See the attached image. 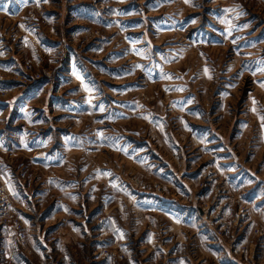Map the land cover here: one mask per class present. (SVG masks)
<instances>
[{
    "label": "rangeland",
    "instance_id": "374dc122",
    "mask_svg": "<svg viewBox=\"0 0 264 264\" xmlns=\"http://www.w3.org/2000/svg\"><path fill=\"white\" fill-rule=\"evenodd\" d=\"M5 6L0 264H264V0Z\"/></svg>",
    "mask_w": 264,
    "mask_h": 264
},
{
    "label": "crops",
    "instance_id": "0c3cea01",
    "mask_svg": "<svg viewBox=\"0 0 264 264\" xmlns=\"http://www.w3.org/2000/svg\"><path fill=\"white\" fill-rule=\"evenodd\" d=\"M6 7V6H5ZM7 8V7H6ZM0 14L3 16V17H6V18H13L14 15L12 13L9 12L8 8L5 10V9H0ZM27 33V32H26ZM19 38H22V43L24 46H26V42H24V39L23 38H28L29 36L26 35V34H21L18 36ZM6 49V46L3 44V36H2V31L0 30V61H2L0 63L1 65V70H4V71H8V69H12V70H16L17 67L15 66V62H17V60H15L14 56H13V53H12V56L11 54L9 55V49H8V52L5 50ZM5 60V61H4ZM14 97L11 98V99H5L3 102L0 101V105H3L2 107L5 106V108L7 107L9 109V106L10 104L14 101ZM2 179H3V182L6 183V187L9 191V193L12 195L11 199L13 201L14 204H17V206L21 207V213H19V216L21 217L22 219V222L25 226L29 227V225L27 224L26 221L29 220V224H31V221H30V218L27 217V216H30V214L32 215L35 211L34 209V205H35V202L37 201V198L34 195V193H30L29 192V189L30 187H26L25 185H22L21 183V192H22V197H18L16 196L15 194V188H14V182H11V178H9L8 175H5V177L1 176ZM73 178H71L72 180ZM74 180V179H73ZM48 183L50 184H54L52 183L51 181H48ZM52 189H54V187H52ZM46 190V189H45ZM45 190L44 192L40 191L39 193H37V197L40 198L39 196L43 197L45 196ZM21 192H16V193H21ZM60 194H62L61 198H60V201H62V199H67L68 201L70 200L71 202L74 201V183L72 181H67L65 183L62 184V188L60 189ZM43 193V194H41ZM16 196V197H15ZM33 196V197H32ZM64 202V201H63ZM66 204V202H64ZM68 206V205H67ZM68 212H71L72 214H74V211L72 209H69L68 207H65L63 206V203H62V206L60 207V210L58 212H51L50 209L49 211H45L44 216H51V215H58V214H68ZM69 225H70V231L74 234V225L71 221H69ZM10 230L9 231H4V240H3V247H2V250L4 249V255L8 256L7 258L10 257L11 261H15V247L17 246V237H16V234L15 232L9 228ZM57 245L61 246L62 244L60 242L57 243ZM6 249V250H5ZM48 247H46L44 249V251H41V252H38L37 250L35 249H32V245L30 246V251L31 252H34L36 255L38 253L39 256L43 257L44 254L48 251ZM26 256V255H25ZM24 256V260H22L21 262H18V264H29L28 263V258H26Z\"/></svg>",
    "mask_w": 264,
    "mask_h": 264
},
{
    "label": "built area",
    "instance_id": "2783aa9c",
    "mask_svg": "<svg viewBox=\"0 0 264 264\" xmlns=\"http://www.w3.org/2000/svg\"><path fill=\"white\" fill-rule=\"evenodd\" d=\"M6 202H7V201H6ZM7 203H8V202H7ZM8 204H9V203H8ZM2 205H4V203H2ZM16 232H17V231H16ZM16 232H15V233H16ZM16 236L18 237V240H21V241H22V240L24 239V234H23V233H20V234H17V233H16Z\"/></svg>",
    "mask_w": 264,
    "mask_h": 264
},
{
    "label": "snow or ice",
    "instance_id": "6c2138e0",
    "mask_svg": "<svg viewBox=\"0 0 264 264\" xmlns=\"http://www.w3.org/2000/svg\"><path fill=\"white\" fill-rule=\"evenodd\" d=\"M37 2H39V0H37ZM45 2H46V0H45ZM185 2L187 3L188 0H185ZM261 70H264V69H261ZM261 86L264 87V84H262Z\"/></svg>",
    "mask_w": 264,
    "mask_h": 264
}]
</instances>
